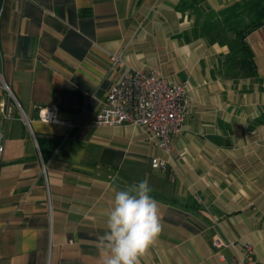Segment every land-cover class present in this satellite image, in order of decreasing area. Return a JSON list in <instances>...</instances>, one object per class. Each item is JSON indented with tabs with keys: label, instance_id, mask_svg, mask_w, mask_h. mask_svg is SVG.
<instances>
[{
	"label": "crops",
	"instance_id": "0c3cea01",
	"mask_svg": "<svg viewBox=\"0 0 264 264\" xmlns=\"http://www.w3.org/2000/svg\"><path fill=\"white\" fill-rule=\"evenodd\" d=\"M181 1L0 0V75L29 121L16 106L4 125L0 264H106L115 192L142 180L162 231L141 264H246L245 243L264 264V81L227 77L217 62L228 46L198 33L240 0ZM19 36L33 38L28 55ZM246 39L264 75V24ZM132 68L187 82L191 111L169 150L143 125L93 124ZM46 104L58 121L39 119Z\"/></svg>",
	"mask_w": 264,
	"mask_h": 264
},
{
	"label": "built area",
	"instance_id": "2783aa9c",
	"mask_svg": "<svg viewBox=\"0 0 264 264\" xmlns=\"http://www.w3.org/2000/svg\"><path fill=\"white\" fill-rule=\"evenodd\" d=\"M112 67L119 57L111 55ZM0 87L7 96L0 94V166L4 148L3 126L12 118L13 109L19 107L18 101L10 86L0 75ZM1 89V88H0ZM187 82H173L154 69L132 68L127 71L118 83L112 85L96 112L94 125H143L158 138L161 147L169 150L170 140L180 133L182 124L191 109L187 100ZM23 121L29 127L28 118L19 107ZM58 106L46 104L37 106L38 117L42 121L55 122ZM71 124V123H70ZM72 125V124H71ZM152 166L164 169L166 163L159 158L152 159ZM216 246L223 245L221 239L214 241ZM231 245L235 242L230 241ZM246 264H261L254 257L249 243L243 244Z\"/></svg>",
	"mask_w": 264,
	"mask_h": 264
},
{
	"label": "trees",
	"instance_id": "16d2710c",
	"mask_svg": "<svg viewBox=\"0 0 264 264\" xmlns=\"http://www.w3.org/2000/svg\"><path fill=\"white\" fill-rule=\"evenodd\" d=\"M191 1L182 0L181 5L186 6ZM188 2V3H187ZM194 11L201 13L199 7L193 2ZM264 24V0H240L217 10L210 11L203 16L199 34L203 35L209 43L218 42L228 46V52L217 62L224 66V74L231 78H255L260 84L264 75H259L253 58L252 49L247 42V35L260 25ZM33 38L19 36L16 52L28 55ZM255 124H264V110L254 120ZM45 162L47 154L41 149Z\"/></svg>",
	"mask_w": 264,
	"mask_h": 264
},
{
	"label": "clouds",
	"instance_id": "9594fccd",
	"mask_svg": "<svg viewBox=\"0 0 264 264\" xmlns=\"http://www.w3.org/2000/svg\"><path fill=\"white\" fill-rule=\"evenodd\" d=\"M147 180L116 191L107 215V231L99 243L108 255L106 264H141V258L156 243L162 224L159 204Z\"/></svg>",
	"mask_w": 264,
	"mask_h": 264
},
{
	"label": "rangeland",
	"instance_id": "374dc122",
	"mask_svg": "<svg viewBox=\"0 0 264 264\" xmlns=\"http://www.w3.org/2000/svg\"><path fill=\"white\" fill-rule=\"evenodd\" d=\"M0 88H1L0 89V94H1L2 97L5 98L7 96V94H6V92L4 91V89L2 87H0ZM15 107H16V105H15ZM3 133H4V141H5V129H4V126H3ZM4 141H3V143H4ZM260 144H264V143H260ZM262 153H264V151H262V152L260 151V159H259L260 160V163L261 162H264V157L261 156Z\"/></svg>",
	"mask_w": 264,
	"mask_h": 264
}]
</instances>
